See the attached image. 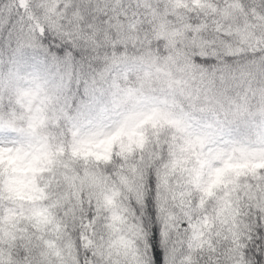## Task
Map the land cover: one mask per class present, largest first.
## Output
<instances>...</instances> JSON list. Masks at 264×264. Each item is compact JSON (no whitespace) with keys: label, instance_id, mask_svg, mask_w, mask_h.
<instances>
[{"label":"clouds","instance_id":"1","mask_svg":"<svg viewBox=\"0 0 264 264\" xmlns=\"http://www.w3.org/2000/svg\"><path fill=\"white\" fill-rule=\"evenodd\" d=\"M0 264H264V0H0Z\"/></svg>","mask_w":264,"mask_h":264}]
</instances>
